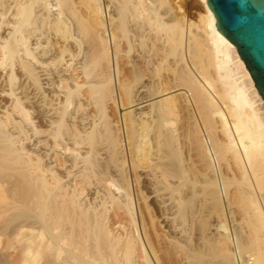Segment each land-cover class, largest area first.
<instances>
[{
    "label": "bare ground",
    "instance_id": "1",
    "mask_svg": "<svg viewBox=\"0 0 264 264\" xmlns=\"http://www.w3.org/2000/svg\"><path fill=\"white\" fill-rule=\"evenodd\" d=\"M199 1L195 23L179 0H0V175L34 189L0 227L17 264H211L210 210L212 257L264 264V100Z\"/></svg>",
    "mask_w": 264,
    "mask_h": 264
},
{
    "label": "water",
    "instance_id": "2",
    "mask_svg": "<svg viewBox=\"0 0 264 264\" xmlns=\"http://www.w3.org/2000/svg\"><path fill=\"white\" fill-rule=\"evenodd\" d=\"M217 30L234 44L264 100V0H207Z\"/></svg>",
    "mask_w": 264,
    "mask_h": 264
},
{
    "label": "rangeland",
    "instance_id": "3",
    "mask_svg": "<svg viewBox=\"0 0 264 264\" xmlns=\"http://www.w3.org/2000/svg\"><path fill=\"white\" fill-rule=\"evenodd\" d=\"M76 3H78L79 4V2H81V0H74ZM200 1L199 0H179V5H180V7H181V10H180V13H182L183 15H184V18H185V20H187V21H192V22H197V20H198V14H199V12L201 11V7H200ZM83 12H84V9H83ZM110 115H111V117H113V119H115L116 118V115H117V113H116V111H115V109L112 107L111 109H110ZM184 116H186V113L185 114H183V117ZM183 117L181 118V119H183ZM180 118L179 119H176V123H175V125H180V123L184 120H181ZM180 121V122H179ZM177 122H179V123H177ZM177 125V126H178ZM27 144V146H30L31 145V142L28 144V142L26 143ZM59 158L61 159V157L59 156ZM61 161H59V163H60ZM45 159H43L42 160V164L43 165H45ZM52 165H55L56 166V169L58 168H60V165H58V164H56V163H53ZM15 175V176H14ZM1 176V175H0ZM8 176H9V178H8ZM14 177L15 179H17V180H15L14 182H15V186H17L18 188H15V192L13 193V191L11 192V191H9L8 193H6L5 194V197L7 198V201L9 202H11V200H12V202L13 203H11L10 204V202H9V204H8V206H7V208H6V211H5V209H4V206H2V208L0 209L1 211H0V227H3V226H1V225H4L3 223L6 221V217H8V215L9 214H11L12 213V211H14V210H18V209H20V208H23V207H27V205H28V208H32V205L31 204H33V199H32V194H33V192H34V189H33V187L29 184V179L28 178H26V177H23V176H20L19 175V173L18 172H12L11 174H3V176H1V179H10V177ZM11 177V178H12ZM18 177H19V179H18ZM14 178H12V179H14ZM20 178H22V179H20ZM5 179V180H6ZM24 182V183H23ZM17 183V184H16ZM23 183V184H22ZM18 184H19V186H18ZM17 189V190H16ZM27 189V190H26ZM11 192V193H10ZM88 193V191H86L85 190V193ZM11 194V195H10ZM3 196V195H2ZM4 197H1V195H0V201H1V199H2V201H4V199H3ZM10 198V199H9ZM20 200V201H19ZM199 200V199H198ZM6 201V200H5ZM19 201V202H18ZM2 203V202H1ZM0 203V205H2ZM25 203H26V205H25ZM141 204H142V202H141ZM143 205V204H142ZM19 206V207H18ZM22 206V207H21ZM1 207V206H0ZM12 208H13V210H12ZM16 208V209H15ZM208 210V211H207ZM207 210L206 209H204V211H205V213L207 214V212H209V209L207 208ZM3 211H4V213H3ZM11 212V213H10ZM205 213L203 212L202 214H204L205 215ZM215 213V214H214ZM212 214V215H211ZM208 215V217H206L207 218V220L205 221L207 224H210V225H212L213 227H211L210 226V229H206V231L204 232L207 236H208V239H209V243H206V244H202V245H205V246H203V248H205L206 247V245H208L207 247H206V253H207V255L208 256H210L211 255V258H210V261H211V264H220L219 263V261H220V259H219V257H215V258H213L212 256H214V254H216L217 253V251H218V249L217 248H214L215 246H214V239L212 238L213 236H215V226H217L218 224H219V220H217V219H220V218H218V215H217V212H215V210H210V212L207 214ZM228 214H226L225 215V222H226V227L228 228V230L231 232H233L234 230H240L241 228L240 227H242V229H247V227H246V225H245V227H244V224L245 223H243V224H239V222H238V220H239V218H237V217H239V215L236 213V214H234V215H238V216H235V220L237 219V222L234 220V222H233V220H231V218H230V215H228ZM112 216H113V212H111V217L110 218H112ZM222 219V218H221ZM112 221V223H113V219L111 220ZM234 223V224H233ZM239 224V225H238ZM11 226V225H10ZM114 226H117V224H114ZM12 227V226H11ZM11 227H9V229L11 228ZM198 229H197V228ZM196 229L193 231V234H192V236L195 238V237H197V236H199V234L201 233V231H199L200 230V226H198V224H196ZM211 231V232H210ZM213 231V232H212ZM199 233V234H198ZM210 234V235H209ZM212 234H213V236H212ZM195 235H197V236H195ZM1 237H0V264H17V262H18V259H19V250H14V251H12L13 249H10V250H6V249H8V247H7V245L9 244V242H8V239H6V238H8V236H5V235H0ZM212 239V240H211ZM211 240V241H210ZM209 244H211V245H209ZM5 247V248H4ZM209 248V249H208ZM214 248V249H213ZM207 249H208V251H207ZM4 250V251H3ZM213 251H215V252H213ZM19 252V253H18ZM8 253V257L6 256V254ZM210 253V254H209ZM207 256V257H208ZM176 262V261H175ZM175 262H173V264H175ZM170 264V263H169ZM176 264H181L179 261L178 262H176ZM183 264V263H182Z\"/></svg>",
    "mask_w": 264,
    "mask_h": 264
},
{
    "label": "built area",
    "instance_id": "4",
    "mask_svg": "<svg viewBox=\"0 0 264 264\" xmlns=\"http://www.w3.org/2000/svg\"><path fill=\"white\" fill-rule=\"evenodd\" d=\"M247 263H248V264H254V261H253L252 258H249V259L247 260Z\"/></svg>",
    "mask_w": 264,
    "mask_h": 264
}]
</instances>
